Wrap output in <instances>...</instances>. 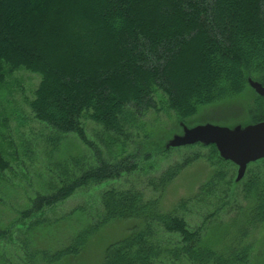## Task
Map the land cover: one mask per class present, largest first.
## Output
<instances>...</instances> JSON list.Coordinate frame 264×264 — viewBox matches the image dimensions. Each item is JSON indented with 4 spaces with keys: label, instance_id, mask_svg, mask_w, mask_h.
<instances>
[{
    "label": "trees",
    "instance_id": "16d2710c",
    "mask_svg": "<svg viewBox=\"0 0 264 264\" xmlns=\"http://www.w3.org/2000/svg\"><path fill=\"white\" fill-rule=\"evenodd\" d=\"M20 68L39 76L29 102L35 119L55 140L73 134L92 153L90 161L74 164L75 172L65 164L59 185L20 212L26 221L80 188L137 171L127 143L149 112L171 110L185 120L241 95L248 77L263 82L264 0H0V82L7 70ZM83 120L99 128L100 146L87 138ZM197 146L228 165L213 145L184 148ZM147 150L144 160L153 155ZM199 157L195 152L183 158L149 185L164 188ZM7 167L0 155V172ZM215 174L210 190L220 175ZM242 195L245 206L227 223L191 229L184 217L165 212L158 198L108 187L100 197L101 223L124 221L127 232L106 247L101 264H158L162 257L247 264L251 234L264 221V179L250 174ZM185 207L181 200L174 210ZM158 230L175 235L170 245L156 240ZM9 231L0 227V241ZM91 234L80 232L68 246L40 257L47 262L77 254ZM30 246L23 244V264L35 263L38 252Z\"/></svg>",
    "mask_w": 264,
    "mask_h": 264
},
{
    "label": "rangeland",
    "instance_id": "374dc122",
    "mask_svg": "<svg viewBox=\"0 0 264 264\" xmlns=\"http://www.w3.org/2000/svg\"><path fill=\"white\" fill-rule=\"evenodd\" d=\"M248 79L250 77L246 78L249 86ZM38 83L39 76L23 68L7 70L0 82V155L8 165L0 172V227L10 229L0 241V264H23L26 254L24 242L38 252L34 264H101L106 247L127 232L124 221L101 223L100 197L108 187L134 188L142 192L146 200L158 198L165 212L174 211L194 229L202 223L205 228L209 222L227 223L233 218L235 210L246 204L242 197V185L249 175L264 179V165L258 162L248 165L242 178L237 180V166L230 161L225 166L218 163L217 157L209 156L206 148L169 147L170 152L160 153L166 142L182 134L183 127L206 123L233 127L259 119L258 113H262L260 101L247 87L231 101L222 100L201 108L196 115L185 120L179 119L171 110L149 112L143 123L130 132L132 141L127 143L128 153L136 154L137 171L116 182L80 188L65 201L45 208L24 221L20 212L37 195L48 194L59 185L60 177H64L65 164L68 163L74 171V164L92 159L91 151L75 135H63L55 140L46 125L35 119L29 102ZM83 126L87 138L100 146L97 140L99 128L88 120H83ZM148 148L153 155L144 160ZM101 149L103 156L109 159L102 146ZM195 152L200 154L199 160L185 168L164 188L155 189L149 185V182L155 184L166 169ZM218 171L219 178L212 182L214 186L210 190L208 182ZM220 178L223 179L220 181ZM181 200L185 201L186 207L174 210ZM88 230L92 234L77 254H67L47 262L40 257L45 251L52 256L68 246L78 233ZM157 234L156 240L164 246L170 245L175 238V235L159 230ZM250 241L252 246L247 264H264V221L251 234ZM171 260L162 257L158 264H189L184 259Z\"/></svg>",
    "mask_w": 264,
    "mask_h": 264
},
{
    "label": "water",
    "instance_id": "95a60500",
    "mask_svg": "<svg viewBox=\"0 0 264 264\" xmlns=\"http://www.w3.org/2000/svg\"><path fill=\"white\" fill-rule=\"evenodd\" d=\"M248 84L258 95L264 97V87L260 83L248 79ZM197 143L213 145L221 159L235 164L236 179L239 180L248 163L264 158V121L247 126L228 127L206 123L191 128L183 127L182 134L166 142L164 149Z\"/></svg>",
    "mask_w": 264,
    "mask_h": 264
},
{
    "label": "flooded vegetation",
    "instance_id": "af4514ba",
    "mask_svg": "<svg viewBox=\"0 0 264 264\" xmlns=\"http://www.w3.org/2000/svg\"><path fill=\"white\" fill-rule=\"evenodd\" d=\"M250 79H252V78H250ZM253 80H255V79H253ZM255 81L258 82V83H260L264 87V81L263 82L262 81H257V80H255ZM248 87L251 88V90L255 93L256 99L260 101V106H261V110H262L261 112L262 113H258L260 115L259 116V119H257L256 121H254L252 123L246 124L245 126H247V125H254V124H257V123H260V122H263L264 121V97L258 95L255 92V90L250 85ZM258 162H261L262 164H264V158L256 159L255 161H252V162L248 163L247 166L250 165V164L258 163Z\"/></svg>",
    "mask_w": 264,
    "mask_h": 264
}]
</instances>
